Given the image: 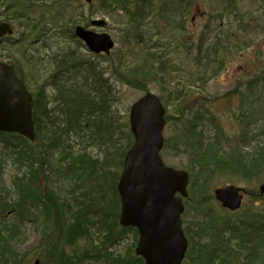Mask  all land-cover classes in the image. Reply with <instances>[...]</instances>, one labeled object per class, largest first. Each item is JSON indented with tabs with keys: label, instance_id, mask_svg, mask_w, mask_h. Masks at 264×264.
<instances>
[{
	"label": "trees",
	"instance_id": "trees-1",
	"mask_svg": "<svg viewBox=\"0 0 264 264\" xmlns=\"http://www.w3.org/2000/svg\"><path fill=\"white\" fill-rule=\"evenodd\" d=\"M117 1L119 2V0H108L114 6H117ZM125 1L127 0H120L118 7L127 11L131 25L138 27L145 17L146 7L144 3H136L129 9L126 8ZM235 1L225 0L224 9L233 6ZM55 4V15L43 25H40L42 21L39 18L37 19L36 16L33 18V8L36 9L37 5L30 0H10L4 9L3 18L8 21L15 20L20 28L31 27L32 33L44 38L50 34L49 26L59 25L62 12L66 8L63 0H58ZM74 26L75 22L71 27L68 24L64 27L72 37H75ZM199 39V43L196 44L198 60H205L209 66L215 64L212 72L207 76L210 78L224 64L225 60L221 62L216 58H219L221 47L231 53L232 45L225 44V40L221 38L216 41L215 46L208 48L205 46V37ZM183 44L188 45L184 42ZM138 54L139 52L136 53L137 56ZM159 57L161 72H165L167 62ZM148 58L146 55L137 57L140 62L134 68L135 71H132V75L136 76L135 82L141 77H147L148 74L153 78L159 76L155 71L156 66L153 64L154 67ZM52 59L54 69L50 70L45 79L40 82L32 79L35 82L32 87L37 132L35 140L32 142L14 133L0 134L1 139H4L5 149L9 150L11 160L18 166V171L25 167L23 176L17 172L14 177L13 186L18 196L14 201L11 200V193L1 186L3 169H0V264H37V261H40L39 264H84L87 257L94 260L104 257L107 260L106 264H145L144 259L135 253L136 242L139 240L137 229L120 223L121 202L118 184L123 171L124 157L135 138L128 119L121 120L118 110L114 107L117 102L116 87L105 74L108 68L112 67V71L116 72L123 64L108 63L109 67H103L96 61L81 59L73 51L54 55ZM105 59L107 60L108 57ZM17 74L26 82L29 81L21 68H17ZM203 78L204 76L201 77L203 81L207 79ZM47 86L53 89V93H47ZM182 91L183 89L173 93L170 91V98L165 100V106L166 110L172 102L178 106L177 120L184 125V128L174 137L175 146L177 152H185L190 156V163L186 167L190 172V188L193 183L194 186L197 185L195 187L199 193L197 200L199 202L206 200L207 195L214 199L211 193L205 194L207 186L216 173L224 170L234 176L240 173L247 181L259 179L258 169L264 165V150L259 151L256 156L246 154L239 145L240 139L236 141V146L226 151L222 149L221 139L218 137L209 145L203 143L202 133L197 132L199 127L197 122L208 113L204 111V107L203 109L199 107L198 110L190 112V115L189 112L185 114L188 111L186 107L190 98L189 93ZM246 94L258 98L263 96L251 87ZM248 106L250 109L246 108L242 111L240 117V122L246 129L241 137L242 142H245L249 135L247 127L257 122V117L252 120L258 113L253 111L256 107L252 103ZM167 119L170 121L169 117ZM222 131L217 124V132L221 134V138L224 135ZM231 139L227 137L228 142ZM92 148L98 149V153L103 155V158H95ZM58 153L60 156H56ZM52 157H61L59 161L57 160L56 170L62 178L70 180L74 186L80 181L89 184L92 179L87 180L86 177L89 179L101 176L106 181L108 191L112 193L111 200H106L103 183L97 185V190L94 188L91 193L85 192L89 198L85 203L74 201L75 203L72 204L62 201L59 195L47 186L42 189L38 177L40 174L47 173V176L52 174ZM3 162L4 160H1L0 165H3ZM104 174L106 177L103 176ZM194 191L192 190L190 195ZM100 205L105 210H102L103 207ZM14 213L17 214L15 221L7 217ZM93 214L97 216L108 214L110 217L99 222L100 227L109 225L101 245H95L92 238ZM26 218L42 219L46 231L38 246L23 252L16 248L13 242L19 232L18 222ZM225 218L214 212L209 214L207 220L197 219L184 226L190 242L185 264H264V255L257 259L260 251L257 248L264 249L262 213L252 217V224L240 220L238 222L241 224L240 227L232 224V218L229 220ZM96 230L100 233L98 229ZM47 232H49L48 236ZM127 232L135 234L134 242L126 248L124 256L116 254L111 258L110 248L104 244L116 243ZM227 233L229 235H226ZM204 238L206 242L203 241ZM81 239L89 242L90 245L84 252H82L84 248L78 246ZM233 240L237 242L235 248H229V243ZM245 243L247 244L244 245ZM251 243L257 245L247 247ZM75 244L77 248L71 251L70 247ZM241 250L248 251L250 255L241 254ZM252 256L256 258H251Z\"/></svg>",
	"mask_w": 264,
	"mask_h": 264
},
{
	"label": "rangeland",
	"instance_id": "rangeland-1",
	"mask_svg": "<svg viewBox=\"0 0 264 264\" xmlns=\"http://www.w3.org/2000/svg\"><path fill=\"white\" fill-rule=\"evenodd\" d=\"M9 1L0 0V20H6L3 18L5 16L4 9ZM30 1L37 5L36 9L33 8V18L35 16L37 19L39 18L42 21L40 25L50 21L49 19L55 15V3L58 0ZM63 2L66 8L62 12L59 25L49 26L50 34L44 37L45 41L44 38L37 36V33H32L31 27L20 28L13 20L10 21L14 24L13 34L6 36L0 43V53H2L0 58L12 62L17 68L23 70L29 79L27 86L31 92L33 84L40 80L43 81L50 70L54 69L52 59L54 55L73 51L81 59L96 61L103 67H109L108 63L111 65L122 63L123 66L118 68V71L114 72L110 67L105 74L116 87L117 102L114 107L118 110L121 120L127 118L129 121L131 105L149 91L157 96H162V103L165 106V100L170 98V91L173 93L183 89L182 92L189 93L188 97L190 98L186 107L188 111L185 114L189 112L190 115V112L198 110L199 107L201 109L204 107V111L208 113L197 122L199 126L197 132L202 133L203 143L209 145L218 137L221 139L222 149L226 151L236 146V141L240 139L239 145L246 154L256 156L259 151L264 150V0H236L233 2V6L225 9V0H145V2L143 0H127L125 1L126 8L130 9L136 3H144L146 7L145 17L138 27H133L129 22L127 11L118 7L120 0L117 1V6L109 3L108 0H93L91 3L86 0H63ZM74 22L75 25L82 24L95 31L110 34L116 43L110 55L104 54L102 57H98L97 54L89 52L82 40L72 37L64 27L66 24L71 27ZM202 36L205 37V46L208 48L212 45L215 46L216 41L221 38L225 40V44L232 45L231 53L221 47L219 58H216L221 62L225 60L224 65L210 78L207 76L212 72L215 64L209 66L205 60H198V50H196V44L199 43V38ZM183 42L188 45H184ZM137 52H139L138 56L146 55L150 58H148L149 62L156 66L155 71L159 73L158 77L153 78L148 74L149 76L141 77L139 81L135 82L136 76L132 75V71H135L134 68L140 62L137 59ZM159 56L167 62V68H164L167 69L165 72H161ZM105 57L108 59L106 60ZM202 76H204L203 79H207L203 81ZM249 87L263 96L258 98L246 94ZM46 88L47 93H53L52 88L49 86ZM172 103L168 105L169 109L165 113L166 127L163 133L165 148L162 151V156L171 167L189 171L186 166L190 163V156L185 152H177L175 146L174 137L182 132L184 125L177 120L178 106ZM250 103L256 107L252 110L258 111L252 118L254 120L257 117V122L247 127L249 135L246 141L242 142L241 137L246 129L240 122V117L243 114L242 111L246 108L250 109L248 106ZM168 117L170 121H168ZM217 124L221 127V131L223 130V138L217 132ZM227 137L232 138L230 142ZM4 146L5 143L0 139V161L4 160L3 165H0L2 167L0 169H3L1 186L11 193V200L14 201L18 197L13 186L14 177L17 172L23 176L25 167L18 171V166L13 163L10 154H8L9 150H6ZM92 150L95 158H103V155L98 153V149L92 148ZM56 156H60V154L58 153ZM59 158L61 157H52V174L49 176L47 173L39 175V184L42 189L47 186L58 194L62 201L72 204L75 203L74 201L85 203L89 199L85 192L91 193L92 189L97 190V185L103 183L106 200H111L112 193L108 191L106 181L101 176L89 179L86 177L87 180L92 179L89 184L80 181L77 186L72 185L70 180L62 178L56 170ZM258 175L259 179L247 181L241 177L240 173L234 176L224 170L221 173H216L214 179L208 184L205 194L211 193L212 195L217 187H224L227 184L244 186L248 194L242 208L236 212L222 208L219 202L215 198L212 199L210 195L206 196V200L199 202L197 200L199 193L195 190L197 185L194 186L195 183H193L191 188L189 185V196L184 199L186 210L183 215L184 226L197 219L207 220L209 214L214 212L225 216L226 220L232 218V224L238 227L241 226L238 222L242 219L252 224L251 220L254 215L262 213L264 217V197L262 199L261 196H258L260 184L264 182V165L258 169ZM103 176L106 177L105 174ZM192 190L195 191L190 195ZM100 207L103 206L100 205ZM101 209L105 210L104 207ZM7 217L15 221L17 214H10ZM92 217L94 221L91 225L92 238L95 245H101L109 225L100 227L99 222L101 219L108 220L110 217L108 214L100 216L93 214ZM44 224L42 219L26 218L19 221V232L13 245L23 252H28L38 246L44 238V231H46ZM96 229L100 233L96 232ZM48 234L49 232H47V236ZM134 238V233L127 232L116 243L112 245L105 243L104 245L110 248L109 254L113 258L116 254L123 255L126 248L134 242ZM203 241L207 240L204 238ZM236 243V240L230 242L229 248H235ZM255 245L257 244L251 243L247 247ZM78 246L84 248L82 252L90 247L89 242H85L84 239L79 241ZM76 248L75 244L70 247V250L73 251ZM257 249L260 250L257 257L259 260L264 255V249ZM241 254L250 255L248 251L244 250H241ZM251 258L256 257L252 256ZM106 261L104 257L97 260L87 257L84 264H106Z\"/></svg>",
	"mask_w": 264,
	"mask_h": 264
},
{
	"label": "water",
	"instance_id": "water-1",
	"mask_svg": "<svg viewBox=\"0 0 264 264\" xmlns=\"http://www.w3.org/2000/svg\"><path fill=\"white\" fill-rule=\"evenodd\" d=\"M8 32L12 33L11 25L0 22V37ZM75 33L93 53L109 54L115 47L108 33H98L82 25L76 27ZM32 99L15 68L0 60V132H17L34 141ZM164 114V104L152 92L131 105L129 121L135 141L124 158L118 184L122 202L120 223L137 228L140 238L136 254L146 264H183L189 242L182 215L190 178L187 170L172 168L161 157L165 142ZM243 191V187L229 184L217 187L214 194L222 207L236 211L241 208ZM261 194L264 195V183Z\"/></svg>",
	"mask_w": 264,
	"mask_h": 264
},
{
	"label": "flooded vegetation",
	"instance_id": "flooded-vegetation-1",
	"mask_svg": "<svg viewBox=\"0 0 264 264\" xmlns=\"http://www.w3.org/2000/svg\"><path fill=\"white\" fill-rule=\"evenodd\" d=\"M1 54H2V53H0V56H1ZM97 56L100 57V55H97ZM222 65H224V64H222ZM259 196H260V195H259Z\"/></svg>",
	"mask_w": 264,
	"mask_h": 264
},
{
	"label": "bare ground",
	"instance_id": "bare-ground-1",
	"mask_svg": "<svg viewBox=\"0 0 264 264\" xmlns=\"http://www.w3.org/2000/svg\"><path fill=\"white\" fill-rule=\"evenodd\" d=\"M76 37V36H75Z\"/></svg>",
	"mask_w": 264,
	"mask_h": 264
}]
</instances>
